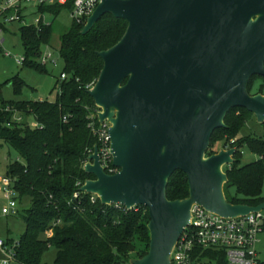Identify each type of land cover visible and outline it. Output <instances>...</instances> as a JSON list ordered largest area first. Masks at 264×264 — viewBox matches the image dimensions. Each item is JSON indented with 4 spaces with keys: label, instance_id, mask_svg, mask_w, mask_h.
<instances>
[{
    "label": "water",
    "instance_id": "obj_1",
    "mask_svg": "<svg viewBox=\"0 0 264 264\" xmlns=\"http://www.w3.org/2000/svg\"><path fill=\"white\" fill-rule=\"evenodd\" d=\"M107 14L128 27L99 53L104 66L88 93L100 122L111 124L119 172L105 173L95 146L84 167L95 180L81 191L103 205L146 208L149 252L129 263L172 264L194 204L225 218L264 210V203L233 205L225 197L224 168L234 164L236 148L207 157L230 110L264 124V94L248 91L252 77H264V0H100L81 34ZM177 172L187 177L189 198L170 201Z\"/></svg>",
    "mask_w": 264,
    "mask_h": 264
},
{
    "label": "trees",
    "instance_id": "obj_2",
    "mask_svg": "<svg viewBox=\"0 0 264 264\" xmlns=\"http://www.w3.org/2000/svg\"><path fill=\"white\" fill-rule=\"evenodd\" d=\"M76 0L65 5L39 6L41 14L58 16L62 10L74 8ZM87 18L74 19L69 31L60 37L59 55L63 61L62 74L66 80L57 81L56 100L49 101H6L2 97L3 85L10 84L19 92L24 82L14 78L0 83V103L33 115L41 129L13 123V112L0 109V146L7 144L22 159L10 161L6 177L14 182L18 206L29 200V207L18 216L25 223V232L20 237L16 259L20 264H41L46 251L54 247L57 255L54 264H109L127 263L132 255L145 257L150 248V222L146 208L129 210L124 206L103 205L100 200L91 202L90 194L79 199L78 183L85 184L95 177L84 171L89 151L97 145V138L88 127L90 110L95 107L88 87L95 84L104 63L100 52L114 47L125 35L128 23L112 15H104L85 35H82ZM3 30L5 26H2ZM20 37L24 47L23 66L40 73H48L39 63L42 47L50 46L53 23L49 26H21ZM61 74V75H62ZM250 79L251 94L258 79ZM262 93V91H260ZM254 116L244 109H232L226 116L225 128L217 129L211 138L207 157L217 154L218 143L236 140L244 125ZM236 142V141H235ZM231 143L237 152L235 162L226 166L228 181L224 185L227 201L233 205L256 207L264 203V135L243 137ZM242 147H246L258 160L241 165ZM236 189V197L228 198L226 191ZM170 201L189 198L187 177L175 173L167 186ZM17 217V216H16ZM48 231L53 232L45 239Z\"/></svg>",
    "mask_w": 264,
    "mask_h": 264
},
{
    "label": "built area",
    "instance_id": "obj_3",
    "mask_svg": "<svg viewBox=\"0 0 264 264\" xmlns=\"http://www.w3.org/2000/svg\"><path fill=\"white\" fill-rule=\"evenodd\" d=\"M33 2L36 0H0V35L3 33L2 26H7L14 22H19L22 26L33 25L40 29L41 26H49L44 14L40 18L35 19L31 24L25 21L21 14L22 2ZM69 0H37L40 6L65 5ZM100 0H76L74 4L73 18L80 21L84 17L88 18L96 9ZM43 55V54H42ZM41 55L39 63L42 66L47 64H55L51 53ZM6 56L11 57L10 53ZM17 64L23 65L25 58L15 57ZM61 80H66L65 74L61 75ZM95 84L88 88L92 89ZM0 109L5 112H13V118L8 127L13 123L18 125H27L31 129H41L33 115H24L13 107H3L0 103ZM101 108L95 104L90 110L88 116V127L97 138L98 156L100 165L108 175H115L119 169L113 165V155L111 148L110 128L111 124L108 120L100 122L99 114ZM24 116L32 117L33 122L28 123L24 120ZM94 153V149L89 151V156ZM89 160L87 161V163ZM86 163V164H87ZM85 164V165H86ZM79 191L74 194L75 199H79L81 195L87 194L81 191L84 184L78 183ZM0 192L5 198V204L1 209L2 217H16L19 213V206L16 200L17 193L14 188V182L4 176H0ZM91 195V202L96 203L99 197ZM120 207L122 205H112ZM126 208V207H125ZM135 207L133 209H137ZM132 210V209H131ZM264 233V210L252 212L246 216H238L235 218H225L216 213L210 212L204 207L194 204L191 209V218L189 225L184 229L179 241L175 245L171 260L172 264H264L260 260L257 251L259 243V235ZM53 236L52 231H48L45 239ZM19 241H5L0 237V255L2 260L0 264L16 263V250ZM109 264H125V263H109Z\"/></svg>",
    "mask_w": 264,
    "mask_h": 264
},
{
    "label": "rangeland",
    "instance_id": "obj_4",
    "mask_svg": "<svg viewBox=\"0 0 264 264\" xmlns=\"http://www.w3.org/2000/svg\"><path fill=\"white\" fill-rule=\"evenodd\" d=\"M39 2H22L21 4V14L25 18V21L29 24L33 23L35 19L41 17L39 12ZM74 8L65 9L58 16L51 14H44V18L47 22L53 23V35L51 40V47L43 46L42 54L51 53L55 64L49 63L45 68L48 73H40L34 69L27 68L23 65H19L16 62L15 57H24V47L23 42L20 37V27L22 26L19 22H14L8 24L0 35V83L3 85L6 82L11 81L14 78H19L24 82V86L19 92L15 91V88L10 84L3 85L1 89V94L6 101H49L54 102L58 90L56 89L57 81L60 79L61 74L64 69L63 61L59 55L60 48V37L70 30L73 18ZM10 53L12 56H6ZM42 55V56H43ZM264 94V79H258L253 87L251 95L260 93ZM24 120L28 123L33 122L32 117L24 116ZM264 135V124L258 122L255 116H252L250 120L244 125L240 134L237 136L236 140L229 143H218L215 147L216 151L219 153L221 150H226L231 147V143L239 141L243 137H257L260 138ZM243 158L241 165H246L257 161L258 156L252 154L246 147H242ZM22 159L19 157L17 152L10 148L7 144L2 143L0 146V176H6L7 166L10 161H16ZM228 198L236 197V189L231 188L226 191ZM262 196L264 197V184L262 189ZM5 198L0 192V237L5 241L8 240H19L20 237L25 232V223L20 216L17 217H2L1 209L5 204ZM29 200L25 201L23 204L19 205V211L23 212L29 207ZM21 212V213H22ZM259 243L256 248L259 253L260 260L264 262V233L258 237ZM57 255V249L52 247L42 257L41 264H54ZM131 259L135 258L132 255ZM129 259V261L131 260ZM2 256L0 255V262ZM129 261L125 264H130ZM11 264H20L18 262Z\"/></svg>",
    "mask_w": 264,
    "mask_h": 264
},
{
    "label": "crops",
    "instance_id": "obj_5",
    "mask_svg": "<svg viewBox=\"0 0 264 264\" xmlns=\"http://www.w3.org/2000/svg\"><path fill=\"white\" fill-rule=\"evenodd\" d=\"M5 218V217H4Z\"/></svg>",
    "mask_w": 264,
    "mask_h": 264
}]
</instances>
